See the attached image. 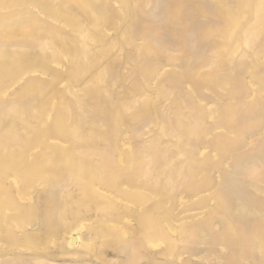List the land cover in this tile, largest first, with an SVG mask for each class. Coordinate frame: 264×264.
Returning a JSON list of instances; mask_svg holds the SVG:
<instances>
[{"label":"rangeland","instance_id":"obj_1","mask_svg":"<svg viewBox=\"0 0 264 264\" xmlns=\"http://www.w3.org/2000/svg\"><path fill=\"white\" fill-rule=\"evenodd\" d=\"M0 264H264V0H0Z\"/></svg>","mask_w":264,"mask_h":264}]
</instances>
